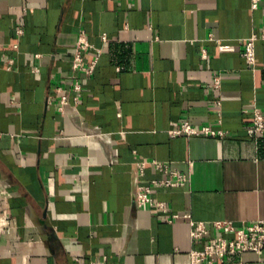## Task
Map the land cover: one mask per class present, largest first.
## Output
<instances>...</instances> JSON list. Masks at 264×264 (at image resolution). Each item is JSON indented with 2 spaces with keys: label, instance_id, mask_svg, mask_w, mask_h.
<instances>
[{
  "label": "crops",
  "instance_id": "1",
  "mask_svg": "<svg viewBox=\"0 0 264 264\" xmlns=\"http://www.w3.org/2000/svg\"><path fill=\"white\" fill-rule=\"evenodd\" d=\"M81 33L90 73L72 68ZM256 111L264 0H0V264H191L193 221L264 219ZM141 159L167 166L142 182H185L136 209Z\"/></svg>",
  "mask_w": 264,
  "mask_h": 264
},
{
  "label": "built area",
  "instance_id": "2",
  "mask_svg": "<svg viewBox=\"0 0 264 264\" xmlns=\"http://www.w3.org/2000/svg\"><path fill=\"white\" fill-rule=\"evenodd\" d=\"M259 0H253V6H258ZM258 39L257 35H253L246 42V48L243 56L248 63H255V43ZM93 47L87 41L84 33H81L76 44V53L72 59V68L74 71H93L95 62L89 66L84 64L82 53L88 48ZM222 50L233 49L229 45H221ZM218 83V81H217ZM74 91H81L79 81L74 83ZM64 103L68 102V96L63 95ZM264 132V114L256 111L254 126L250 129L251 134ZM185 133L188 135H223L222 131H215L210 126L197 128L189 122H184L182 125L173 131V134ZM147 164H152L158 170H163L167 166L164 163L151 161L148 162L141 159L137 163V176L135 179L134 203L136 209H140L145 204H152L151 196L154 186H174L185 182V178L177 173H173V179H164L163 181H155L152 184L142 182L140 177L144 175V170ZM164 208L163 203L160 204ZM165 209V208H164ZM213 229L218 233H213ZM191 237L194 241L201 244L200 247L192 248L190 251L191 264H216L218 261H229L228 264H248L242 259L228 260L230 255H243L245 253H256L264 256V219L244 225H237L232 220H220L208 227L203 221H193L191 229Z\"/></svg>",
  "mask_w": 264,
  "mask_h": 264
}]
</instances>
